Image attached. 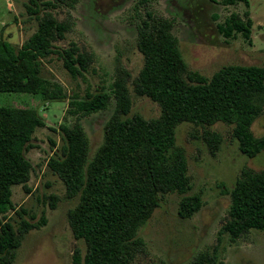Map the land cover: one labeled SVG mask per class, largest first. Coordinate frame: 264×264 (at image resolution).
<instances>
[{"label":"trees","instance_id":"trees-1","mask_svg":"<svg viewBox=\"0 0 264 264\" xmlns=\"http://www.w3.org/2000/svg\"><path fill=\"white\" fill-rule=\"evenodd\" d=\"M223 1L249 4V0ZM32 2L28 10L38 15L42 3ZM51 4L43 3L46 7ZM246 15L244 20L233 13L218 25L221 34L227 38L242 34L251 41L253 22ZM38 19V30L18 49L0 37V93L44 94L42 60L54 52L64 59L72 76H82L88 70V59L76 44L62 51L53 45L64 39L69 24L58 21L47 9ZM172 28L173 21L156 18L144 21L139 30L138 47L145 64L134 83L139 95L160 104L158 118L129 116L132 102L125 77H119L111 85L117 99L115 112L105 126L104 142L90 158V140L81 117L106 109L111 95L102 87L70 101L69 114L77 120L73 125H60L63 143L49 167L64 181L68 196L80 198L69 211V219L75 237L85 241L87 250L83 255L76 249L73 264H135L145 247L140 230L161 206L163 194L183 195L181 217L200 210L202 196L187 195L191 179L185 151L177 145L181 124L210 128L225 123L232 126L241 152L254 157L264 151V135L255 136L252 131L264 112V67L228 65L212 78L188 71ZM43 126L45 120L35 108L0 105V264H13L25 234L46 223L45 217L36 224L22 218L17 233L6 218L7 212L16 208L13 186L23 185L30 191L27 183L33 166L26 151L36 130ZM208 134L214 142L221 141L217 131ZM230 193L229 216L221 232L234 240L251 229L264 230V170H244ZM188 264L224 262L214 251L202 253Z\"/></svg>","mask_w":264,"mask_h":264},{"label":"rangeland","instance_id":"rangeland-1","mask_svg":"<svg viewBox=\"0 0 264 264\" xmlns=\"http://www.w3.org/2000/svg\"><path fill=\"white\" fill-rule=\"evenodd\" d=\"M37 1L42 3L38 15L43 16L47 9L58 21L69 24L64 39L55 40L54 47L62 51L76 44L88 59V70L82 76H72L64 59L54 52L42 60L41 74L47 86L44 94L0 93V105L35 108L45 120L26 151L33 166L27 183L30 191L23 185L13 186L16 208L9 210L6 218L17 233L22 218L35 224L46 218L45 224L25 234L13 264H73L76 249L83 255L87 250L85 241L75 237L69 219V211L76 208L80 198L69 197L64 181L49 167L51 157L60 153L63 143L60 125H73L77 120L69 114L70 101L102 87L111 95L106 109L81 117L93 158L116 109L111 85L119 77H125L132 102L129 116L156 119L161 115L160 104L139 95L134 83L145 64L138 47L144 21H173L172 31L188 71L212 78L228 65L264 67V0H249L248 5H228L223 0ZM48 1L51 6H44ZM31 5L32 0H0V37L17 49L38 30L40 21L38 15L29 12ZM233 13L244 20L248 13L252 19L251 41L242 34L227 38L219 31L218 25ZM208 130L217 131L221 141L214 142ZM252 131L255 136L264 135V112L253 123ZM177 145L185 151L191 179L187 195L200 194L203 205L191 217H181L183 195L163 194L161 206L140 230L145 247L134 263L188 264L202 253L216 251L224 264H264V230L251 229L234 240L221 232L229 216L230 192L236 180L246 169L264 170V151L254 157L241 152L232 126L225 123L210 128L181 124Z\"/></svg>","mask_w":264,"mask_h":264}]
</instances>
